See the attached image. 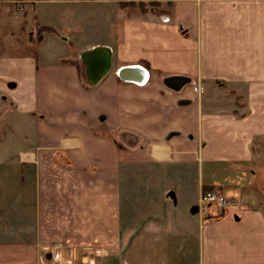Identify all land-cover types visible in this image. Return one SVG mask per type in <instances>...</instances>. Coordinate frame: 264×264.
<instances>
[{
	"label": "crops",
	"instance_id": "0c3cea01",
	"mask_svg": "<svg viewBox=\"0 0 264 264\" xmlns=\"http://www.w3.org/2000/svg\"><path fill=\"white\" fill-rule=\"evenodd\" d=\"M62 1L73 54L0 46V264H264V0Z\"/></svg>",
	"mask_w": 264,
	"mask_h": 264
},
{
	"label": "rangeland",
	"instance_id": "374dc122",
	"mask_svg": "<svg viewBox=\"0 0 264 264\" xmlns=\"http://www.w3.org/2000/svg\"><path fill=\"white\" fill-rule=\"evenodd\" d=\"M62 0H54V3L42 2L38 6L40 11V18L44 21H50L52 23H57V29H59V24L64 22H70L74 24L77 20V10L71 3H68L70 10L65 11L64 3ZM75 2V0H73ZM36 5L35 0H0V18L6 23H2V33L0 34V46L5 51V53H10L16 51L19 54H57L62 53L66 57L73 54L74 44L72 42H64L61 40L59 32H53L48 30V26L43 25L38 21L37 16L31 8L34 9ZM101 6V5H100ZM80 12V11H79ZM108 15L107 13H105ZM102 13L96 18L99 22ZM102 29L98 32L89 30V34L98 36H103L105 33V27L100 25ZM0 30V31H1ZM3 32L7 33L6 37H3ZM52 32V36L47 37L48 33ZM4 33V35H5ZM51 37V38H50ZM48 38V39H47ZM41 52V53H40ZM63 56V58H65ZM259 172L257 173V175ZM228 188H224V193L232 200L235 198V191L238 192V185L234 184L232 181ZM245 191V192H244ZM251 191L256 198L264 201V188L259 186L257 178H254L247 182L244 186L243 192L239 194L241 196L246 195V192ZM229 199V200H230Z\"/></svg>",
	"mask_w": 264,
	"mask_h": 264
},
{
	"label": "water",
	"instance_id": "95a60500",
	"mask_svg": "<svg viewBox=\"0 0 264 264\" xmlns=\"http://www.w3.org/2000/svg\"><path fill=\"white\" fill-rule=\"evenodd\" d=\"M101 50H95L96 54H83V61L88 65V60L94 59L95 67L91 70L93 77H98L105 72L109 67V60L107 54H97ZM88 57V58H87ZM120 76H128L135 79H140L143 70L137 65L123 66L118 70ZM139 75V76H138ZM172 195V192L170 193Z\"/></svg>",
	"mask_w": 264,
	"mask_h": 264
},
{
	"label": "built area",
	"instance_id": "2783aa9c",
	"mask_svg": "<svg viewBox=\"0 0 264 264\" xmlns=\"http://www.w3.org/2000/svg\"><path fill=\"white\" fill-rule=\"evenodd\" d=\"M199 201L214 204L218 208L226 207L230 204L229 198L218 188H205L200 192ZM58 253H54V258L57 259Z\"/></svg>",
	"mask_w": 264,
	"mask_h": 264
},
{
	"label": "trees",
	"instance_id": "16d2710c",
	"mask_svg": "<svg viewBox=\"0 0 264 264\" xmlns=\"http://www.w3.org/2000/svg\"><path fill=\"white\" fill-rule=\"evenodd\" d=\"M205 188H208V187H207V186H204V189H205Z\"/></svg>",
	"mask_w": 264,
	"mask_h": 264
},
{
	"label": "bare ground",
	"instance_id": "6f19581e",
	"mask_svg": "<svg viewBox=\"0 0 264 264\" xmlns=\"http://www.w3.org/2000/svg\"><path fill=\"white\" fill-rule=\"evenodd\" d=\"M93 54V53H92Z\"/></svg>",
	"mask_w": 264,
	"mask_h": 264
}]
</instances>
